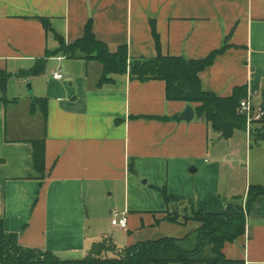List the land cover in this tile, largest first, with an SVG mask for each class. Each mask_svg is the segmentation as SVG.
<instances>
[{
  "label": "crops",
  "instance_id": "1",
  "mask_svg": "<svg viewBox=\"0 0 264 264\" xmlns=\"http://www.w3.org/2000/svg\"><path fill=\"white\" fill-rule=\"evenodd\" d=\"M38 16L50 18L67 43L92 19L96 38L112 52L126 44L131 58L157 54L151 21L164 54L202 59L227 42L200 72L203 89L228 96L247 85L253 107L264 89V0H0V69L12 73L10 102L0 101V212L22 246L69 258L106 238L122 249L192 234L199 222L165 219L162 188L201 212H222L234 196L245 201L249 177H240L245 164L234 150L249 154L247 130L224 139L196 112L180 119L188 103L168 100L165 81L126 73L99 85L98 62L61 54L48 58L43 74L19 76L58 47ZM33 97L48 99L46 123L32 114ZM44 135L42 179L31 141ZM114 210L127 217L126 228L112 224ZM223 251L228 264H264V195L247 215L245 234Z\"/></svg>",
  "mask_w": 264,
  "mask_h": 264
},
{
  "label": "trees",
  "instance_id": "2",
  "mask_svg": "<svg viewBox=\"0 0 264 264\" xmlns=\"http://www.w3.org/2000/svg\"><path fill=\"white\" fill-rule=\"evenodd\" d=\"M38 18L47 32L55 34L58 47L47 49L44 57L38 59L32 68L20 71L19 76L43 74L48 58L59 54L88 62L96 61L102 66L99 85L112 81L114 74L126 73H129L132 80L142 82L163 80L166 83L167 99L195 104L196 117L210 124L221 138L230 139L236 130H247L248 117L246 113L240 112V104L248 97V86L238 85L230 95L220 96L204 90L200 79V72L212 65L216 56L229 47L227 42L202 59L164 54L156 23L151 21L157 54L150 58H131L126 44L112 52L105 42L96 38L92 30V19L88 21L82 37L67 43L62 35L54 31L50 18ZM11 76V72L0 69V101L5 104L10 102L7 88ZM260 106L264 110V89ZM31 112H40L46 123L48 99L33 97ZM252 124L250 140L255 145H263L264 114L259 119H253ZM31 143L34 168L43 179L46 170V136L35 138ZM161 192L168 205L165 219L179 224L195 220L200 223L196 231L184 238L166 236L139 241L122 249H118L106 238L94 244L84 256L63 258L50 251L22 246L16 233L5 230L0 212V264H228L230 260L224 254V245L245 234L247 215L256 198L264 195V186L250 184L245 201L243 196H234L227 201L224 211L219 213L201 212L187 199L170 195L166 188H162Z\"/></svg>",
  "mask_w": 264,
  "mask_h": 264
},
{
  "label": "rangeland",
  "instance_id": "3",
  "mask_svg": "<svg viewBox=\"0 0 264 264\" xmlns=\"http://www.w3.org/2000/svg\"><path fill=\"white\" fill-rule=\"evenodd\" d=\"M252 127L253 124H251V129ZM248 139V155L246 154V149L240 152V149L237 148L234 151H237L235 154L243 158L245 164L244 167L241 168L242 172L240 177H243L244 182H246L249 177V184H256L259 180L264 181V145H255L250 138Z\"/></svg>",
  "mask_w": 264,
  "mask_h": 264
},
{
  "label": "built area",
  "instance_id": "4",
  "mask_svg": "<svg viewBox=\"0 0 264 264\" xmlns=\"http://www.w3.org/2000/svg\"><path fill=\"white\" fill-rule=\"evenodd\" d=\"M55 78H62V74L57 71L54 73ZM240 112L246 113L247 119V133L250 136L252 120L259 119L263 114L264 110L261 106L253 107L251 106L248 98L243 99L240 104ZM112 224L114 226H119L121 228L127 227V217L122 215L120 211L114 210L112 213Z\"/></svg>",
  "mask_w": 264,
  "mask_h": 264
},
{
  "label": "water",
  "instance_id": "5",
  "mask_svg": "<svg viewBox=\"0 0 264 264\" xmlns=\"http://www.w3.org/2000/svg\"><path fill=\"white\" fill-rule=\"evenodd\" d=\"M195 116V109L191 104H188L186 108L178 115L180 119L192 120Z\"/></svg>",
  "mask_w": 264,
  "mask_h": 264
}]
</instances>
